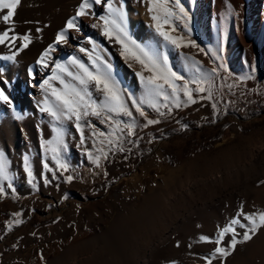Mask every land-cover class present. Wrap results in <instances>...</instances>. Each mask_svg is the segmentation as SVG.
<instances>
[{
	"label": "rangeland",
	"instance_id": "1",
	"mask_svg": "<svg viewBox=\"0 0 264 264\" xmlns=\"http://www.w3.org/2000/svg\"><path fill=\"white\" fill-rule=\"evenodd\" d=\"M82 2L24 0L13 18L14 34L28 35L31 43L28 48H23L22 40L0 45V58L18 53L15 69L0 68V81L8 82L11 76L18 79L19 94L27 88L23 85L25 78L28 90L34 83L49 80L50 84L40 94H31L36 104L28 108L29 112L20 105L22 119L9 114L11 117L0 128V151L4 152L9 176L0 180L5 190L0 195V264H207L202 257L210 256L215 245L200 242V235L215 238L218 228L236 217L241 205L245 213L264 212V51H260L264 40L261 44L257 41L264 3L249 0L245 34L251 42H258V51L249 52L241 42L234 0L224 10L212 0H180L190 17L191 31L177 18L164 29L175 38L183 37L187 46L180 48L156 33L152 14L146 11L148 0H113L117 7L123 6L128 36L136 44L157 57L167 56L168 66L184 81L201 75L211 77L204 85L211 86V100L202 98L207 93H194L196 104L172 108V113L164 117L147 102L142 104L148 118L161 121L145 127V118L133 106V101L139 103L146 96L136 73L142 72L145 78L151 73L121 55L115 33L112 39L103 34L104 21L99 19L107 14L103 4L93 3L87 9L89 15L77 18L80 31L69 29L67 43L56 44V35L76 15ZM175 3L169 0L168 7L175 8ZM5 28L7 25L1 23L0 30ZM148 31L153 33L150 39ZM49 45H55V51L46 72L59 61L68 71L79 73L78 66L70 63L73 57L92 72L97 56L103 61H96L102 72L106 71L104 65L110 66L111 82L133 113L132 118H113L121 121V127L135 119L133 136H128L127 130L117 132L120 141L110 145L106 137L115 125L102 123L103 115H90L80 122L85 137L81 144L74 117L57 122L40 112L45 96L54 100L52 88L61 89L62 85L50 79L53 72L51 76L42 72L38 78L22 77L17 69ZM214 67L218 74L212 72ZM56 74L79 87L65 73L57 70ZM88 89L93 100L103 102L104 94L96 90L94 82ZM180 95L181 100L186 99ZM159 103L164 101L160 99ZM161 111L167 113L163 107ZM56 129L63 133L62 143ZM97 130L106 137L93 136ZM102 140L104 143H100ZM54 148L68 165L67 172L57 168L52 159ZM101 148L107 159L102 158L97 168L93 159L101 155ZM25 156L35 177L32 184L24 170ZM45 163L52 171L44 168ZM68 175L73 176L71 183L65 180ZM17 212L21 214L19 225L15 223ZM60 222L65 229L51 232ZM226 264H264V228L252 240L239 244Z\"/></svg>",
	"mask_w": 264,
	"mask_h": 264
},
{
	"label": "snow or ice",
	"instance_id": "2",
	"mask_svg": "<svg viewBox=\"0 0 264 264\" xmlns=\"http://www.w3.org/2000/svg\"><path fill=\"white\" fill-rule=\"evenodd\" d=\"M93 3L97 5L103 4L106 8L107 14L99 17L100 20L104 21L103 34L109 39H112L113 34L115 33V39L122 48L121 55L125 56L126 59L131 58L135 60L141 65L144 71L151 73V75L147 78L144 77L142 72L136 73V75L140 77L141 83L144 85L146 96L139 103L133 101V106L135 107L136 112L145 118V127L149 125H156L161 122L159 119L148 118V114L141 107V105L145 102H147L148 106L154 109L159 116L164 117L172 113V108H180L182 105L187 107L188 105L196 104L198 101L195 98L194 93H207V95L202 96V98L209 100L212 99L211 86L209 85L207 88L204 86L211 79V77L201 75L199 78L193 79L190 82L184 81L182 76L177 75L168 66L167 56L157 57L155 54L150 53L140 45L136 44L135 41L131 40L127 33L126 13L124 12L123 6L121 5L120 7H117L113 3V0H91V2L90 0H83V2L79 5L76 15L69 19L67 21V26L56 35V44L67 43V32L69 29H74L77 32L80 31L77 18L89 15L87 9H90ZM148 3L150 5L148 7V12L152 14L151 19L155 22L153 27L155 28L156 33L161 36L165 42L174 45L176 48H180L182 46L186 47L187 45L183 44V37L175 38L170 34V32L164 30L166 25L170 26V20L172 18H177L183 21L184 28L187 31H191L189 27L190 17L188 16L187 11H185L183 5L180 3V0H176L175 8L168 7L169 0H148ZM20 4L21 0H0V13H2V15H0V23L7 25V28L0 30V44H4L6 41L15 42L19 39L24 42L23 48H26L31 43L28 35L17 36L14 34L15 21L13 18ZM175 9H179V12L177 13ZM5 10L7 11L5 12ZM93 27H96V25L94 24ZM36 31L39 32L41 30L37 29ZM172 31L174 32L176 29L173 27ZM121 37H124V39ZM125 39H127L128 43H125ZM89 42L91 43V41ZM128 44H131L133 47H128ZM192 46L196 47L194 43H192ZM95 47L96 46L93 45V50H95ZM23 48L20 50L22 51ZM133 48L135 51H133ZM53 51H55V45H49V47L41 54L37 63L42 67L47 68L49 66L48 57ZM80 51L84 52L85 49L81 48ZM17 54L18 53H15L12 56L2 57V59L15 60V56ZM89 59H92V57L90 56ZM96 61H100V63L103 64L101 58L97 56L92 63V67L95 69V72H92L89 71L83 63H80L75 57H73L70 63L78 66L80 69V72L76 74L68 71L64 65L57 63L55 68L52 70L53 75L50 79L59 80L62 88H52L51 96L54 97V100L50 101L46 95L39 110L41 113H47L57 122L65 118L71 120L74 117L76 128L81 133V144L85 141L80 123L81 119L90 115L95 117H101L103 115L101 122L104 123L105 121H108L109 123L114 124L115 127H113L112 131L107 134V137L104 132H100L98 130L93 131V136L98 135L100 137H106L108 144L116 145L121 138L116 136L115 133L127 130V135L131 137L135 134L134 130L137 124L135 119H132L131 122L123 123V127H121V121L113 118L114 116L132 118L133 113L124 103L114 83L111 82L110 66L104 65L106 71L102 72ZM194 63L199 64L198 61H195ZM220 67L224 66L220 65ZM57 70L65 73L67 76L71 77L72 80L77 81L79 87L74 84L66 83L63 78L56 74ZM29 71L31 72V70ZM196 71L199 73L200 68L197 67ZM212 72L218 74L217 68L214 67ZM178 81H183V83L178 84ZM93 82L96 90L104 94V100L102 103H97L92 99V93L89 91L88 85ZM190 83L195 84L196 87L194 89L191 88L189 86ZM45 85L50 86L49 80H45L43 84L39 85V87L41 89H45ZM231 87L232 86L229 85V88ZM181 93L184 97H186L185 100H181ZM160 99L164 101L163 104L159 103ZM0 100H3L9 105L12 104V101L4 94L3 90H0ZM169 101L171 102V106L168 103ZM162 107L167 109V113L161 111ZM215 107L216 106L213 105V108ZM15 111L16 109L13 107V112ZM107 113H111L113 115H107ZM16 118L22 119L23 117L21 114L17 113ZM89 127L93 126L89 125ZM56 131L58 133L57 139L60 143H62L63 133L60 132L59 129H56ZM48 143L51 144V141ZM100 143H104V141L102 140ZM119 150L123 151L124 149L123 147H120ZM52 151L54 153L52 159L55 161L57 168L67 172L68 165L59 158V150L54 148ZM98 151L101 155L96 156L94 159L92 157V153H88L89 158L93 159V163L97 168L101 166L102 158L107 159V153L103 150V148L98 149ZM44 168L48 171H52L47 163L44 164ZM24 170L28 174V182L32 184L35 177L33 176L27 156L24 157ZM104 175L107 176V172H105ZM7 179H9V176L5 155L3 151H0V180ZM65 180L66 182L71 183L73 181V176L68 175L65 177ZM45 182L47 183V180ZM8 187H11V184H9ZM33 187H35L34 184ZM4 193V187L0 186V195H4ZM65 199H67V196H65ZM242 209L243 205H241V210L237 213L236 217L232 218L226 225L218 228L215 238H211L207 235L199 236L200 242L215 245V248L211 251L210 256L202 257V259L206 260L207 264H213V261L215 260H219L220 264H226L227 258L233 254L239 244L252 240L253 236H255L260 229L264 228V212L245 213ZM20 215L21 214L18 212L14 213V216L17 217L15 220L17 225L21 223V220L18 219ZM11 226L12 224L9 222V228H11ZM237 228L243 229V232L237 231ZM226 237H228V240L225 239ZM238 237L242 238L238 239ZM179 246L180 245L178 243L177 247Z\"/></svg>",
	"mask_w": 264,
	"mask_h": 264
},
{
	"label": "bare ground",
	"instance_id": "3",
	"mask_svg": "<svg viewBox=\"0 0 264 264\" xmlns=\"http://www.w3.org/2000/svg\"><path fill=\"white\" fill-rule=\"evenodd\" d=\"M212 1L214 2V4L218 5L219 9H223V10L226 7V5H229L228 4L229 2H232V0H212ZM234 1L237 4V11H238L239 18H240L239 28H240L241 42L248 49L249 52L254 51V49L258 51V48H257L258 47L257 46L258 42H259V44H261L263 42V40H264V20H263V17L261 19V24H260L259 29H258V37H257V41L258 42L256 44L255 42H251L250 38H248V36L245 34L246 33L245 32V28L248 25L249 13H250V2H249V0H234ZM255 1H257L258 3L259 2H263L264 3V0H255ZM23 3H24V0H21V4L18 7L22 6ZM216 7H215V9H216ZM6 11L7 10H5V12ZM146 11H147V13H149L147 9H146ZM214 13H216V12H214ZM16 14H17V10H16ZM263 14H264V12H263ZM0 15H2V13H0ZM59 25H58V27H59ZM152 34H151V32L148 31L147 32V38L150 39L152 37ZM16 41H20V40L18 39ZM9 42H11V41H6V44L9 43ZM20 43L22 45L23 42H20ZM47 48H48V46L45 49H47ZM45 49L42 52L37 53V56H34L35 59L32 58V57H30V58L27 57L28 59L25 58V59H27V62L25 63L24 66H19V69H17V67H16V69L20 71L22 77H24L26 75L27 76L31 75L32 77L38 78L42 74V72H45L44 76L45 75L51 76L53 71L46 72L45 68L37 63L39 57L45 51ZM260 51L261 52L264 51V46H263L262 50H260ZM52 54H53V52L50 53V55L48 57V61L50 60V57H51ZM17 63H18L17 59H15V60H4V59L0 58V68H2V69H8V68H12V67L14 68ZM57 63L60 64L59 61L55 62L54 66H53V69L55 68ZM29 70H31V72ZM47 76L45 77V79H47ZM17 80L15 79V77L11 76L10 81H8V82L7 81H0V90H3L4 94L7 95L9 97V99L12 101V104L9 105L8 103L4 102L3 100H0V128L2 126H4V124L6 123V120L9 119V116H10L9 114L17 116V113H19V114L22 115V113H21L22 112V106H20V105H25L27 107L26 111L29 112L28 108L32 107V105L36 104V99H35V97H32L31 94L35 93V94L38 95V94H40L41 90H43V89H41L39 87V84H37V83H34L33 86H29V90H28V84H26L27 78H25L24 81H23V83H24L23 85H24V88H26V87L27 88L26 89L23 88V89L27 90V91L22 90L21 94H19L18 93L19 85L17 84ZM17 97H20V101L17 100ZM13 107H15V109H16L15 112H13ZM65 227L66 226H64L63 222H60L55 227L53 226V228H51L50 231L51 232L61 231L60 229L62 228L64 230Z\"/></svg>",
	"mask_w": 264,
	"mask_h": 264
}]
</instances>
